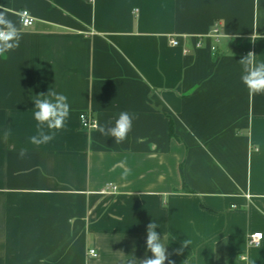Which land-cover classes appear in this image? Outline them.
I'll list each match as a JSON object with an SVG mask.
<instances>
[{"label": "crops", "instance_id": "1", "mask_svg": "<svg viewBox=\"0 0 264 264\" xmlns=\"http://www.w3.org/2000/svg\"><path fill=\"white\" fill-rule=\"evenodd\" d=\"M0 5L23 33L0 58V264H140L153 220L174 264H264V95L238 63L264 61V0ZM51 88L70 117L32 145L33 97ZM122 111L138 118L121 144L83 128Z\"/></svg>", "mask_w": 264, "mask_h": 264}, {"label": "clouds", "instance_id": "2", "mask_svg": "<svg viewBox=\"0 0 264 264\" xmlns=\"http://www.w3.org/2000/svg\"><path fill=\"white\" fill-rule=\"evenodd\" d=\"M22 23V21H21ZM22 31L16 21L9 18L7 7L0 5V58L8 59V53L19 48L22 39ZM261 39V38H259ZM252 41L256 40L252 36ZM241 66V82L247 88L249 96L264 95V61L258 62L255 52L249 51L246 56L238 61ZM35 108L34 120L37 122V133L29 138L32 145H46L54 139L55 133L66 127L70 117V104L68 97L58 93L55 89H49L33 97ZM135 113L122 111L112 126L95 125L96 131L102 136L114 137L115 144H121L132 131L133 121L137 119ZM10 135L9 133L5 134ZM28 156V150L21 148L18 157L24 159ZM264 199V197H258ZM257 211L264 215V209L257 206ZM159 227L154 220L147 225L146 247L152 253L140 264H174L167 255V245L162 242L163 237L156 231ZM192 244L191 239L182 241L179 251Z\"/></svg>", "mask_w": 264, "mask_h": 264}, {"label": "built area", "instance_id": "3", "mask_svg": "<svg viewBox=\"0 0 264 264\" xmlns=\"http://www.w3.org/2000/svg\"><path fill=\"white\" fill-rule=\"evenodd\" d=\"M20 17H21V21H22V24L24 27L33 26L35 20L29 12L23 11L20 14ZM208 37H214L217 40L220 38L219 24L215 25L213 33L211 35H208ZM201 40H202V37L199 38V42L196 44V47H201ZM171 44L173 46H179L180 41H179V39H173V40H171ZM184 52L187 53L188 51L184 50ZM81 122H82L83 128L86 130L95 129V125L97 124V121L87 113H84L81 115ZM111 189L116 190L117 188L112 187ZM107 191H110V187L107 188V190L105 192H107ZM262 240H263V233H252L248 237V244L250 247H256L257 248L261 245ZM90 256L91 257H97L98 254H97L96 250H91Z\"/></svg>", "mask_w": 264, "mask_h": 264}]
</instances>
